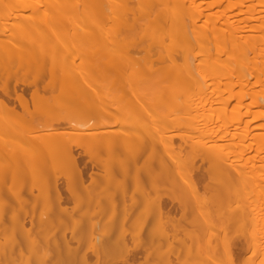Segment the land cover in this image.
I'll return each instance as SVG.
<instances>
[{
	"label": "bare ground",
	"instance_id": "6f19581e",
	"mask_svg": "<svg viewBox=\"0 0 264 264\" xmlns=\"http://www.w3.org/2000/svg\"><path fill=\"white\" fill-rule=\"evenodd\" d=\"M263 169L264 0H0V264H264Z\"/></svg>",
	"mask_w": 264,
	"mask_h": 264
},
{
	"label": "rangeland",
	"instance_id": "374dc122",
	"mask_svg": "<svg viewBox=\"0 0 264 264\" xmlns=\"http://www.w3.org/2000/svg\"><path fill=\"white\" fill-rule=\"evenodd\" d=\"M211 57H212V56H211ZM80 63H82V61L77 60V61H76L74 64H72V65L74 66L75 69H79V70H80V68L83 66V64L80 65ZM69 66H70V65H69ZM73 66H70V68L73 69ZM79 66H80V67H79ZM81 70H82V69H81ZM236 105H237V104H236L235 101H231L230 106H229L230 109H231V111H234V110H235V106H236ZM240 111H244V107H243V106L240 107ZM65 112H66V111H65ZM63 113H64V112H63ZM85 120H86V119H85ZM255 125H256V124H255ZM173 128L175 129V127H173V125H172L171 128H170V131L172 130L173 132H171V134H174V133L176 132V130H177V131L182 130V129H180V128L174 130ZM67 129L70 130V131H73L71 128H70V129L67 128ZM199 129H200V128H199ZM44 130L46 131V128H45V129H41V132H45ZM74 130H76V131H74L73 133H75V132H81L80 129H74ZM174 131H175V132H174ZM195 131H198V130L196 129ZM39 132H40V131H39ZM73 133H72V136H73V137H74V136H77V137H78V136L80 135V134L77 135V133H75V135H73ZM244 133H245L244 123H233V124L229 125L225 130H223L220 134H225V135H228V136H236L237 139H239L238 142H240L241 137H243ZM258 133H259V132H257V134H258ZM68 136H69V133H68ZM77 137H76V138H77ZM70 139H71V138L68 139L69 142H72L73 140L71 139V141H70ZM73 139H74V138H73ZM186 146H187V145H186ZM240 148H241V147H239V146L236 147V150H235V151H237L236 154L238 155L239 159H242V152H241L242 150H241ZM184 149H186V153H188V152L190 151V149H189L188 146H187L186 148H184ZM187 150H188V151H187ZM60 151H61V150H60ZM64 151H65V150H64ZM64 151H63V152L61 151V152H62V153H61V152H59V151L54 150V151H51V153H53L54 155H53V154H52V155L55 156V157H60V156H61V158H64L65 156L67 157V155H65V154H66V151H65V153H64ZM98 151H99V150H98ZM98 151H97V152H98ZM97 152H94V153H97ZM183 152H185V150H184ZM60 153H61V154H60ZM98 154H99V153H97V154H92V156H93V155L95 156V155H98ZM188 154H189L190 156L192 155L190 152H189ZM188 154H187V155H188ZM182 155H183V154H182ZM184 155H185V154H184ZM82 156H83L84 159L86 158V157H84L85 155H82ZM190 156H184V157H185V158H187V157L191 158ZM66 157H65V158H66ZM87 157H88V156H87ZM103 158H104V157H103ZM235 159H236V158H235ZM89 171H90V169L87 170L86 173H88ZM91 171H92V172H94V171L98 172V169H97L96 167H92ZM96 172H94V173H96ZM261 174H262V176L264 175V169L261 171ZM51 175H52V172H51ZM259 176H261V175H259ZM259 176H258L255 180H253L254 183H258V182L260 183L261 178H260ZM56 177L58 178L59 176H56ZM56 177H55V178H56ZM60 179H61V180H60ZM63 179H65V178H64V177H62V178L59 177V178H58V182L63 181V183H64L66 180H63ZM24 180H25V179H24ZM56 180H57V179H56ZM21 182H24V181L21 180ZM38 182H39V181H38ZM41 182H42V181H41ZM41 182H40V184H38V183L35 182V183H36V186H35V184L33 183V184H34V186H33V190L31 189V192H33V194H32V193H31V194H28V195H26V197H28V196H29V197H32V196H33V197H37V196H40V195H41V196H45V197H46L47 195L49 196V194H50L49 192H50V190H51V188H52V187H51L52 185H51L50 183H49L50 186L47 185L46 181L44 182V183H46V185H45L43 182H42V183H43V184H42ZM19 183H20V181H19ZM25 183L28 184V182H26V181H25ZM238 185H239V184H238ZM238 185H237V186H238ZM241 185H242V190H241L242 192L239 191L240 189H238V188L236 187V191H237V192H235L234 195H235V194L239 195V193H241V194L243 193V188H244V187H243V184H240V187H241ZM48 186H49V187H48ZM74 186H77V185H74ZM31 187H32V186H31ZM50 187H51V188H50ZM238 187H239V186H238ZM73 188H76V190L73 189V191L78 192V190H79L78 187H73ZM238 192H239V193H238ZM12 193H13V192H12ZM12 193H9L10 195L8 194L7 197H8V198L10 197L9 199H11V200L13 199V201H15V200H14L15 196H13V197H14V198H13L12 195H16V194H15V193L12 194ZM78 193H80V194H78L80 198L78 197V195H76V197H75L74 199H76V198L78 197V198H77L78 200H74V199H73L72 201H68V203H67L68 205H71V203H72V205L75 204V205H73V206L76 207V205H77L78 208H80V205H82V206H81V208H82L84 204H82L81 201H82L83 203H85L86 201H88V197H87V196H86V197L83 196V195H85V194H83V192H80V190H79ZM34 194H35L36 196H35ZM30 195H31V196H30ZM237 195H236V197L234 196L233 199H234V198L237 199V198L239 197L238 200H240L241 195H239L238 197H237ZM33 197H32V198H33ZM84 199H85V202H84ZM76 201H77V202H76ZM73 202H74V203H73ZM236 202L238 203L239 201L235 200V204H236ZM263 203H264V202H262V200H256V201H254V203H253L252 205H253V206H256V205L259 206V205H262ZM236 205H237V204H236ZM74 209H76V208H74ZM65 221H67V220H65ZM68 221H69V220H68ZM68 221H67V223H68ZM133 221H134V220H133ZM135 222H136V220H135ZM67 223L65 222V223H64V224H65L64 226H66ZM133 223H134V222H133ZM136 223H137V222H136ZM136 223H135V224H136ZM68 224L71 225L70 221H69ZM238 224H239V223H238ZM69 225H68V226H69ZM129 225H130V224H129ZM232 225L234 226V223H233ZM132 226H133V225H131V227H132ZM135 226H138V225H135ZM185 226H187V225H185ZM216 226H217V225H215V227H216ZM233 226H230V227H229L226 223H222V222H220V225H219V223H218V227H216V228H218L219 231H220V229H221V232H222V234H221L222 236L220 235L219 238H221V237H225V235H227V236H228V235H231V236H234V235H235V237H238V236H241V233L245 231V229H244L245 226H244L243 224H240V225H236V224H235V227H233ZM49 227L51 228V226H49ZM57 227H58L57 225H54V226L52 225V228H51V229H52V232H54V231L57 229ZM69 227H70V226H69ZM128 227H129V226H128ZM219 227H220V229H219ZM225 227H228V228H225ZM97 228H98V227H97ZM97 228H96V231H97ZM136 228H137V227H136ZM47 229H48V228H47ZM67 229H68V228H67ZM130 229H131V228H130ZM222 229H225L226 231H224V230H222ZM230 229H231L232 234H231V233H230V234H227V233H228L227 230L230 231ZM131 230H132V229H131ZM214 230H215V229H214ZM216 230H217V229H216ZM49 231H50V229H49ZM219 231H218V232H219ZM234 231H235V234H234ZM221 232H220V233H221ZM226 232H227V233H226ZM216 233H217V232H216ZM223 233H224L225 235H224ZM218 234H219V233H218ZM237 234H238V235H237ZM84 239H85V238H84ZM84 239H83V241L80 240V242H79V243H80V248H81V247H82V248H89V245H90V243H91V242H89V241H91L93 238H92L91 240H88V238H87L86 240H84ZM93 241H94V239L92 240V242H93ZM73 242H74V240H72V243H73ZM203 242H204V240L200 241L199 243H200V244L202 243V245H204L205 243H203ZM214 243H215V244H214ZM214 243H213V245H214V246H219V247H218L219 249L224 248V244L222 243V241H221V242H214ZM216 243H217V245H216ZM220 243H221V245H218V244H220ZM73 244H76V245H77L78 243L74 242ZM200 244H199V245H200ZM222 244H223V245H222ZM78 245H79V244H78ZM193 245H194V244H193ZM232 250H233V252H234L235 254H237V253L239 252L238 249H237V248H234V247L232 248ZM236 250H237V251H236ZM241 251L243 252V250H241ZM241 251H240L238 254L242 253ZM141 252H142L141 250H138L137 254H143V253H141ZM191 252H193V253H192V254H188V255L185 254V256L183 255L185 252L182 253L183 257L181 256V258H185V259L187 260V262H188V259H189V261H193V259H190V257H194V256H195L194 259L196 260L197 255L195 254V251H194V250H191ZM191 252H190V253H191ZM28 253H29V252H28ZM242 254H243V253H242ZM245 254H246V255H245ZM251 254H252L251 251H249V252H245V253H244L245 256L242 255V258H243V259L241 258V254H240V255H239L240 258H238V260L236 259L235 261H236L237 263L234 262V264H242V261H243V260H247L248 256H250ZM222 256H223V258H224V256L226 257V259H225V258H224V259L227 261V264H228L227 256H226V255H222ZM243 256H244V257H243ZM136 257H137V260H138V259H143V258H144L143 256H142V258H141V255H140V257H139V255H137ZM156 257H158V256H156ZM156 257H155V258H156ZM188 257H189V258H188ZM158 258H159V257H158ZM187 258H188V259H187ZM223 258H221L218 262H220L221 264H222V263L225 264L226 261L224 262V259H223ZM260 258H261V257H260ZM144 259H145V258H144ZM150 259H151V258L148 259V263H149V260H150ZM241 259H242V260H241ZM146 260H147V258H146ZM152 260H153V261H156L157 259H153V258H152ZM158 260H159V259H158ZM182 260L185 261L184 259H182ZM255 260H259V259L257 258V259H255ZM140 261H141L140 264H146V263H145V262H146L145 260H144L145 262H142L143 260H140ZM153 261H152V262H153ZM197 261H198V260H197ZM148 263H147V264H148ZM149 264H152L151 261H150Z\"/></svg>",
	"mask_w": 264,
	"mask_h": 264
}]
</instances>
